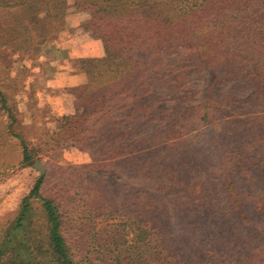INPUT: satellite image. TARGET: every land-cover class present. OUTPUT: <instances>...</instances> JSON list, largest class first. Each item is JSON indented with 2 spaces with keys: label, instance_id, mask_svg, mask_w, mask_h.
Wrapping results in <instances>:
<instances>
[{
  "label": "rangeland",
  "instance_id": "rangeland-1",
  "mask_svg": "<svg viewBox=\"0 0 264 264\" xmlns=\"http://www.w3.org/2000/svg\"><path fill=\"white\" fill-rule=\"evenodd\" d=\"M68 11L64 23L25 20L27 30L13 13L0 17L10 41L0 45V90L15 116L11 129L0 103V232L41 175L39 159L42 192L60 204L80 259L137 264L144 252L149 264H263L229 185L264 237V84L197 66L192 49H179L76 128L64 118L75 113L70 89L88 79L81 60L104 49L81 27L89 14ZM206 105L214 109L201 120ZM23 141L35 151L27 165ZM137 220L156 239L140 248Z\"/></svg>",
  "mask_w": 264,
  "mask_h": 264
},
{
  "label": "trees",
  "instance_id": "trees-1",
  "mask_svg": "<svg viewBox=\"0 0 264 264\" xmlns=\"http://www.w3.org/2000/svg\"><path fill=\"white\" fill-rule=\"evenodd\" d=\"M70 1L0 0V17L2 13H13L16 20L22 21L23 30H27L25 20L29 24L35 20L38 25L50 19L64 23L70 7L89 14L81 27L101 40L104 55L81 60L88 79L70 89L75 96V113L64 117L76 128L100 111L111 109L117 97L125 100L143 77L158 71L164 56L179 49H192L197 66L211 65L227 76L264 84V0ZM42 31L40 40L44 42L50 31L46 28ZM9 43L0 37V45ZM0 103L12 121V129L15 116L1 90ZM213 109L206 105L201 120L207 119ZM22 144V162L27 165L35 151L24 141ZM45 176V173L39 175L22 198L17 216L1 227L0 264H92L73 252L64 234L65 216L60 204L42 192ZM229 190L234 213L254 239L250 241L252 249L264 257L263 233L255 225L251 226L245 202L237 193L234 181L230 182ZM152 238L151 230L143 228L137 220V248H140L138 244L156 240ZM156 242L154 248L160 256L162 241ZM141 255L137 264H149Z\"/></svg>",
  "mask_w": 264,
  "mask_h": 264
},
{
  "label": "water",
  "instance_id": "water-1",
  "mask_svg": "<svg viewBox=\"0 0 264 264\" xmlns=\"http://www.w3.org/2000/svg\"><path fill=\"white\" fill-rule=\"evenodd\" d=\"M34 165H35V167H37L40 170L41 174L45 173V167H44V165L41 163V161L39 159H36Z\"/></svg>",
  "mask_w": 264,
  "mask_h": 264
}]
</instances>
